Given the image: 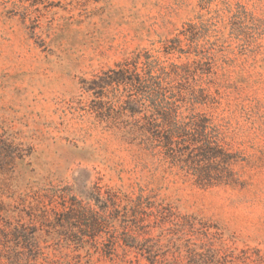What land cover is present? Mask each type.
Masks as SVG:
<instances>
[{
	"label": "rangeland",
	"instance_id": "rangeland-1",
	"mask_svg": "<svg viewBox=\"0 0 264 264\" xmlns=\"http://www.w3.org/2000/svg\"><path fill=\"white\" fill-rule=\"evenodd\" d=\"M138 53L211 62L198 111L234 154V183L164 173L122 138L134 116L117 115L115 90L100 110L81 87ZM0 134L16 151L0 159V264H264V0H0ZM112 195L151 206L125 218L135 246L123 217L75 240L87 221L62 222L65 208L99 213Z\"/></svg>",
	"mask_w": 264,
	"mask_h": 264
},
{
	"label": "trees",
	"instance_id": "trees-1",
	"mask_svg": "<svg viewBox=\"0 0 264 264\" xmlns=\"http://www.w3.org/2000/svg\"><path fill=\"white\" fill-rule=\"evenodd\" d=\"M180 46V43L171 45L168 53L187 52ZM198 54L201 53L196 56ZM211 67V62L202 58L164 64L146 53H138L91 79H82L81 87L101 99L100 110L103 108L102 99L108 98L110 90H115L109 101L116 105L117 115L134 116L131 123L118 127L123 128L122 138L157 154L164 173L181 174L201 188L230 185L235 182L234 154L223 146L221 132L211 117L198 111V107L210 101L203 83L210 75ZM0 150H3L1 160L13 161L16 151L1 134ZM102 203L104 207L99 213L79 201L71 202L65 208L62 222L75 226L80 221H87L85 231L71 234L75 240L97 236L101 227L111 219L123 217L129 220L125 218H134L151 208L142 196L120 198L112 195ZM161 208L160 211L157 208L158 212L170 214L169 208ZM109 210L112 214L107 218L105 215ZM124 224L127 231L122 240L125 245L133 247L135 237L128 233L131 220ZM86 230L92 231V235L85 233ZM110 238L112 245L118 242L117 235L112 234Z\"/></svg>",
	"mask_w": 264,
	"mask_h": 264
}]
</instances>
